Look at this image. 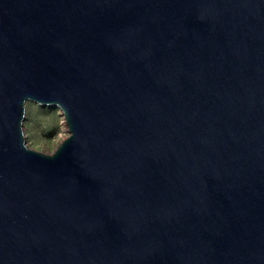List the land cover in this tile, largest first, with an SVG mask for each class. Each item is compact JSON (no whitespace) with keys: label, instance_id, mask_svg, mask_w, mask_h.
Masks as SVG:
<instances>
[{"label":"water","instance_id":"water-1","mask_svg":"<svg viewBox=\"0 0 264 264\" xmlns=\"http://www.w3.org/2000/svg\"><path fill=\"white\" fill-rule=\"evenodd\" d=\"M0 264H264V0H0Z\"/></svg>","mask_w":264,"mask_h":264},{"label":"rangeland","instance_id":"rangeland-1","mask_svg":"<svg viewBox=\"0 0 264 264\" xmlns=\"http://www.w3.org/2000/svg\"><path fill=\"white\" fill-rule=\"evenodd\" d=\"M25 140L29 147L50 154L68 136L61 111L54 106L25 103L23 120Z\"/></svg>","mask_w":264,"mask_h":264}]
</instances>
